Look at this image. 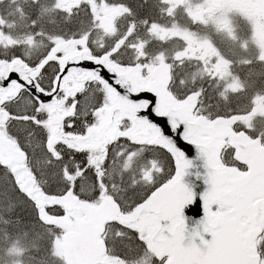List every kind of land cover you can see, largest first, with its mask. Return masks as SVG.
<instances>
[{"label":"snow or ice","instance_id":"1","mask_svg":"<svg viewBox=\"0 0 264 264\" xmlns=\"http://www.w3.org/2000/svg\"><path fill=\"white\" fill-rule=\"evenodd\" d=\"M3 255L264 264V0H0Z\"/></svg>","mask_w":264,"mask_h":264},{"label":"water","instance_id":"2","mask_svg":"<svg viewBox=\"0 0 264 264\" xmlns=\"http://www.w3.org/2000/svg\"><path fill=\"white\" fill-rule=\"evenodd\" d=\"M191 156L193 158L196 157V151L193 149ZM196 164L199 166V171H203L202 161L196 160ZM195 171V170H194ZM185 182L192 186L195 191L202 192L205 190L206 185L203 183V180L199 178V173L190 174L185 177ZM186 217H187V226L189 231H191L195 226H197L199 220L201 219L200 216H193L190 212L186 210Z\"/></svg>","mask_w":264,"mask_h":264},{"label":"flooded vegetation","instance_id":"3","mask_svg":"<svg viewBox=\"0 0 264 264\" xmlns=\"http://www.w3.org/2000/svg\"><path fill=\"white\" fill-rule=\"evenodd\" d=\"M242 23L241 21H236L237 27L239 26V24ZM230 31V30H229ZM228 36L232 37V41H237V35L233 32L232 35L228 34V31L226 34L222 33L220 36H218L216 39L217 41H223L222 46L227 49L229 46H231L232 42L228 40ZM4 259L2 257H0V263L3 261Z\"/></svg>","mask_w":264,"mask_h":264},{"label":"rangeland","instance_id":"4","mask_svg":"<svg viewBox=\"0 0 264 264\" xmlns=\"http://www.w3.org/2000/svg\"><path fill=\"white\" fill-rule=\"evenodd\" d=\"M229 35H232L233 32L230 30L228 31ZM15 251H19L20 249H14ZM2 258L4 259L0 264H13L14 257L9 255H3Z\"/></svg>","mask_w":264,"mask_h":264}]
</instances>
